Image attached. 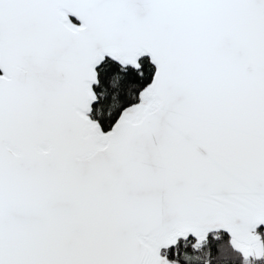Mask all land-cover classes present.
I'll use <instances>...</instances> for the list:
<instances>
[{"label": "snow or ice", "instance_id": "obj_1", "mask_svg": "<svg viewBox=\"0 0 264 264\" xmlns=\"http://www.w3.org/2000/svg\"><path fill=\"white\" fill-rule=\"evenodd\" d=\"M0 264H264V0H0Z\"/></svg>", "mask_w": 264, "mask_h": 264}]
</instances>
